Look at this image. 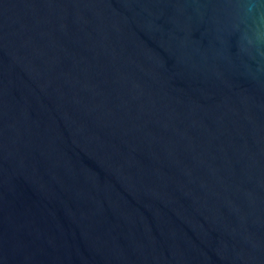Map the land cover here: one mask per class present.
Returning a JSON list of instances; mask_svg holds the SVG:
<instances>
[{
	"label": "water",
	"instance_id": "95a60500",
	"mask_svg": "<svg viewBox=\"0 0 264 264\" xmlns=\"http://www.w3.org/2000/svg\"><path fill=\"white\" fill-rule=\"evenodd\" d=\"M0 264H264V0H0Z\"/></svg>",
	"mask_w": 264,
	"mask_h": 264
}]
</instances>
